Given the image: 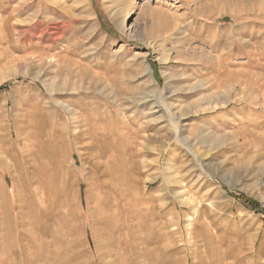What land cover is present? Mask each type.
I'll use <instances>...</instances> for the list:
<instances>
[{
    "label": "rangeland",
    "instance_id": "rangeland-1",
    "mask_svg": "<svg viewBox=\"0 0 264 264\" xmlns=\"http://www.w3.org/2000/svg\"><path fill=\"white\" fill-rule=\"evenodd\" d=\"M262 140L264 0H0V264H264Z\"/></svg>",
    "mask_w": 264,
    "mask_h": 264
},
{
    "label": "bare ground",
    "instance_id": "bare-ground-1",
    "mask_svg": "<svg viewBox=\"0 0 264 264\" xmlns=\"http://www.w3.org/2000/svg\"><path fill=\"white\" fill-rule=\"evenodd\" d=\"M150 1V0H149ZM117 25V27H119V25L118 24H116ZM68 63V62H67ZM74 65V64H73ZM72 65V66H73ZM82 74V73H81ZM80 74V75H81ZM234 75V74H233ZM254 76V75H253ZM81 77H82V75H81ZM259 78V77H258ZM261 78V77H260ZM263 78V77H262ZM256 79V78H255ZM256 87H257V85H255ZM260 86V85H259ZM259 88V87H258ZM262 89V88H261ZM263 91V90H262ZM260 93H261V91H260ZM262 96V95H261ZM256 97H258V96H256ZM182 117V116H181ZM249 134V133H248ZM264 142H263V140L260 142H255L254 143V145H253V148H254V151L258 148V147H261L263 150H264ZM255 152H253V154H254ZM255 156V155H254ZM252 158V157H251ZM250 158V159H251ZM251 161H253L252 159H251ZM119 180V179H118ZM122 180V179H121ZM154 181V179H152L150 182H153ZM125 182V181H124ZM123 182V183H124ZM121 183V182H120ZM127 183V182H126ZM122 184V183H121ZM178 194H182V193H178ZM116 199V198H115ZM117 200V199H116ZM116 200H114V201H116ZM177 202H178V204L180 205V206H182V205H185L186 203H188V200L186 199V198H184V197H178V200H177ZM115 204V203H114ZM105 206V205H104ZM120 206H121V204H120ZM136 209V208H135ZM125 211V210H124ZM123 212V211H122ZM153 212V211H152ZM117 214V213H116ZM154 215V214H153ZM149 216V215H148ZM152 216V215H151ZM213 243V242H212ZM201 248V247H200ZM210 249V248H209ZM230 257V256H229ZM229 259V258H228Z\"/></svg>",
    "mask_w": 264,
    "mask_h": 264
},
{
    "label": "trees",
    "instance_id": "trees-1",
    "mask_svg": "<svg viewBox=\"0 0 264 264\" xmlns=\"http://www.w3.org/2000/svg\"><path fill=\"white\" fill-rule=\"evenodd\" d=\"M238 201L242 202L243 205L247 206L250 210L255 211L256 213H262L258 210L257 204L252 200L246 198L245 196L239 195L235 197Z\"/></svg>",
    "mask_w": 264,
    "mask_h": 264
}]
</instances>
